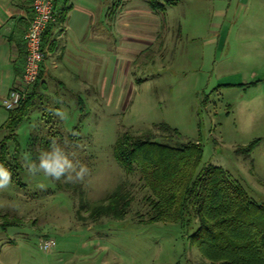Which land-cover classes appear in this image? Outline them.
I'll return each instance as SVG.
<instances>
[{"label":"rangeland","instance_id":"obj_1","mask_svg":"<svg viewBox=\"0 0 264 264\" xmlns=\"http://www.w3.org/2000/svg\"><path fill=\"white\" fill-rule=\"evenodd\" d=\"M141 1L143 14L128 11L125 35L112 29L111 42L95 46L92 82L39 89L17 127L23 186L0 189V225H16L0 228V264H207L188 227L138 222L136 213L147 208L135 188L122 220H88L80 203L105 199L124 179L136 183L113 159L121 131L175 129L182 142L201 144L202 165L221 168L264 205V49L250 43L264 37L262 2L255 16L250 0H177L151 19ZM119 9L110 6V18ZM6 112L0 105V125ZM6 136L10 131H0V142ZM47 142L59 144L77 170L86 166L83 181L27 174L25 155L38 156ZM252 143L248 154L237 152ZM45 240L53 242L47 251L40 248Z\"/></svg>","mask_w":264,"mask_h":264},{"label":"trees","instance_id":"obj_2","mask_svg":"<svg viewBox=\"0 0 264 264\" xmlns=\"http://www.w3.org/2000/svg\"><path fill=\"white\" fill-rule=\"evenodd\" d=\"M145 3L150 11L162 13L177 0H145ZM39 89H44L40 76L0 126V131H10V136L0 142V164L9 168L11 184L18 187L23 184L19 179L21 166L15 131L28 117L30 103ZM54 134L62 137L59 131ZM11 143L13 150L9 149ZM51 145L52 142H47L45 147ZM254 146L256 143L237 152L248 154ZM112 152L125 177L134 176L136 183L124 179L105 199L89 206L80 203L88 220L95 222L102 217L122 220L129 212L133 201L131 191L135 188L143 193L142 204L147 208L142 214L136 213L138 222L188 227L192 230L191 242L207 264H264V205L252 201L221 168L202 165L203 150L199 142H182L175 129L159 124L141 134L121 131ZM31 157L37 158L34 152ZM193 224L195 228L191 227ZM6 226L16 225L2 223L0 228Z\"/></svg>","mask_w":264,"mask_h":264},{"label":"crops","instance_id":"obj_3","mask_svg":"<svg viewBox=\"0 0 264 264\" xmlns=\"http://www.w3.org/2000/svg\"><path fill=\"white\" fill-rule=\"evenodd\" d=\"M31 1L0 0V105L9 91L22 79L25 56L23 37L32 17ZM260 1L264 13V0ZM114 3L118 9L120 7L119 13L117 17L110 18V6ZM141 5V0L133 6L131 0H56L54 21L45 31V58L40 84L46 87L54 82L57 87L63 88L64 80L67 85L71 83L74 86L92 82L97 71L94 62L95 46L100 47L99 43L109 44L112 29L115 33L118 32V36L125 35L129 9H137L143 14ZM259 8L257 0H250V13L256 16L255 12ZM152 14L151 19L155 16V13ZM257 24L263 27L262 23ZM105 25L108 28L107 33L104 32ZM254 25L255 22L250 23V27ZM157 31L150 30L149 38L156 35ZM250 43L257 46L256 48L264 49L263 36L250 40ZM7 116L8 112L0 126L4 124Z\"/></svg>","mask_w":264,"mask_h":264},{"label":"built area","instance_id":"obj_4","mask_svg":"<svg viewBox=\"0 0 264 264\" xmlns=\"http://www.w3.org/2000/svg\"><path fill=\"white\" fill-rule=\"evenodd\" d=\"M55 1H31L32 17L23 37L25 56L22 79L19 84L9 91L2 101V107L6 111H12L18 107L41 74L42 64L45 58L42 38L48 25L54 21ZM52 246L53 242L51 240H45L40 244V248L44 251L49 250Z\"/></svg>","mask_w":264,"mask_h":264},{"label":"clouds","instance_id":"obj_5","mask_svg":"<svg viewBox=\"0 0 264 264\" xmlns=\"http://www.w3.org/2000/svg\"><path fill=\"white\" fill-rule=\"evenodd\" d=\"M61 118L66 119L63 112L57 113ZM29 176H36L43 173L45 177L65 182L83 181L87 168L81 165L77 170V165L70 158L69 154L57 143L53 142L49 149L41 150L35 160L30 155L24 157V165ZM12 182V173L4 164H0V189L6 188Z\"/></svg>","mask_w":264,"mask_h":264}]
</instances>
